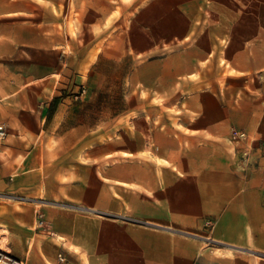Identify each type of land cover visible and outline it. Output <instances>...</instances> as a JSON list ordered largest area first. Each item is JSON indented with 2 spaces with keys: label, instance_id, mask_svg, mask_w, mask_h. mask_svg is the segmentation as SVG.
I'll use <instances>...</instances> for the list:
<instances>
[{
  "label": "crops",
  "instance_id": "1",
  "mask_svg": "<svg viewBox=\"0 0 264 264\" xmlns=\"http://www.w3.org/2000/svg\"><path fill=\"white\" fill-rule=\"evenodd\" d=\"M72 4L0 0V192L34 198L9 222L16 257L264 264L262 19L230 31L223 66L218 42L190 63L183 52L135 63L126 107L93 126L86 95L73 94L92 49L77 62ZM155 63L161 76L140 79Z\"/></svg>",
  "mask_w": 264,
  "mask_h": 264
},
{
  "label": "rangeland",
  "instance_id": "2",
  "mask_svg": "<svg viewBox=\"0 0 264 264\" xmlns=\"http://www.w3.org/2000/svg\"><path fill=\"white\" fill-rule=\"evenodd\" d=\"M70 12L77 62L83 58L84 44L86 53L88 47L92 49L91 76L85 85L77 84L73 94L86 95L93 126H98L124 109L125 97L137 89L131 70L135 63H160L165 57H176L172 61L179 63L181 52L190 63L217 42L220 49L214 61L221 66L228 63L227 35L234 29L251 28L260 18L264 23V0H73ZM156 63L141 69L139 78L161 76L162 67ZM4 157L0 153V159ZM31 199L0 192V238L2 242L8 238L14 256L9 222L13 211L19 212V205Z\"/></svg>",
  "mask_w": 264,
  "mask_h": 264
},
{
  "label": "bare ground",
  "instance_id": "3",
  "mask_svg": "<svg viewBox=\"0 0 264 264\" xmlns=\"http://www.w3.org/2000/svg\"><path fill=\"white\" fill-rule=\"evenodd\" d=\"M3 235V234H2ZM0 238V264H17V257L12 255L7 246L8 238L5 237L4 241Z\"/></svg>",
  "mask_w": 264,
  "mask_h": 264
},
{
  "label": "built area",
  "instance_id": "4",
  "mask_svg": "<svg viewBox=\"0 0 264 264\" xmlns=\"http://www.w3.org/2000/svg\"><path fill=\"white\" fill-rule=\"evenodd\" d=\"M9 133L7 130V127L5 126V124L0 123V144L3 140H5L8 137ZM232 140L235 141H241L244 140L248 137L247 133L243 132V131H238V130H233L232 132ZM17 264H23V261H21L20 259H17Z\"/></svg>",
  "mask_w": 264,
  "mask_h": 264
}]
</instances>
